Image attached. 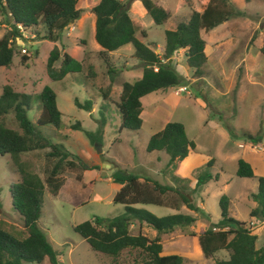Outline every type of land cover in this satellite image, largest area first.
<instances>
[{
	"label": "rangeland",
	"instance_id": "1",
	"mask_svg": "<svg viewBox=\"0 0 264 264\" xmlns=\"http://www.w3.org/2000/svg\"><path fill=\"white\" fill-rule=\"evenodd\" d=\"M164 1L171 16L179 12L180 15L170 17L161 25L153 24L146 12L141 16L136 12L129 15L145 29V40L153 49L154 43L163 38V29L170 21L176 24L187 18L190 8H203L202 0H184L185 4H180L179 0ZM229 2L240 13L226 19L225 30L215 33L214 29L201 31L206 40L203 73L192 76L183 55L177 50L171 65L182 76L181 82L148 95L152 100H177V105L161 106L156 117L144 116V121L141 120L135 130L119 127L120 114L114 105L121 83L132 81L141 74L142 65L138 59L129 56V50L107 53L104 60L98 51L92 49L96 44L93 35L87 30L81 32L77 22L71 23L72 29L65 26L55 41L42 37L44 27L40 23L35 28L26 29L25 37L13 40L12 62L7 67H0V88L3 84H9L14 90L32 94L26 113L35 124L39 111L38 91L45 84L50 86L60 112L59 126L55 128L51 124H44L38 128L51 142L59 143L63 149L79 156L85 164L97 163L98 167L83 170L75 165L66 168L62 173L64 177L81 175L77 185L74 184L69 190H58L55 195L43 190L37 225L52 249L58 252V264H123L131 259L123 250L113 263L110 256L92 250L85 239L72 229L73 225L94 216L111 217L123 211L122 203L112 201L121 182L112 179L110 172H105L114 169L137 174L140 179L147 177L173 187L183 186V192L194 206L192 211L183 204H178L177 209L151 203H137L134 206L158 216L189 213L195 218L192 229L195 233L217 221L218 198L224 194L228 198L229 214L244 221L247 226L252 223L256 245L264 243V223L258 225L248 215L254 205L249 194L256 190V178L239 177L234 173L237 158H243L250 161L254 174L264 175V56L259 51L264 43V0ZM77 3L79 5L80 0ZM5 29L7 25L0 19V35ZM143 35L140 33V36ZM32 42L36 45V52ZM61 42H66L68 47L71 44L75 46L76 52L73 54L82 67L79 72H68L61 79L50 80L45 70L46 56L54 44L59 49ZM20 43H23L28 55L25 61L20 59ZM90 70L92 74L88 73ZM182 84L186 90L174 97L173 89ZM86 100L91 101L90 109L75 104V101L83 103ZM153 104L157 107L161 105L158 101ZM163 119L182 123L186 136L194 142V149L207 158H213L207 171L212 175L217 174L216 178L195 186L196 174L206 170V161L195 168L191 176L181 177L174 173V169L182 159L172 164L163 150H146L148 136L157 127L156 121ZM76 121L78 126L72 127ZM86 132L96 136L97 142H90ZM245 133L256 134L259 140L247 138ZM245 143V146L251 144V149L246 148ZM45 151L36 149L20 154L22 162L40 177L44 176V168L52 162V159L45 157ZM101 165L102 169L99 170ZM16 178L17 173L9 155L0 154V227L21 237L25 235L22 219L11 205L8 190L9 183ZM89 180L90 184L87 183ZM175 227L176 236L164 240V244L174 247L175 253L183 256L182 264H210L211 259L204 258L194 238L188 236L189 226ZM214 256L225 257L226 252L218 250ZM20 264L51 263L44 257L40 262L20 261Z\"/></svg>",
	"mask_w": 264,
	"mask_h": 264
},
{
	"label": "trees",
	"instance_id": "2",
	"mask_svg": "<svg viewBox=\"0 0 264 264\" xmlns=\"http://www.w3.org/2000/svg\"><path fill=\"white\" fill-rule=\"evenodd\" d=\"M77 1L0 0V19L7 25L0 35V67H7L12 62L15 48L12 46L13 38L20 35L17 24L26 30L40 23L44 27L42 37L55 41L59 32L79 17L81 9ZM130 1L98 0L89 9L94 15L93 38L100 46L98 54L105 60L108 52L127 49L142 65L139 77L121 83L117 100L114 101L120 114L119 127L135 130L141 123L140 97L157 89L178 85L182 80L171 65V54L181 49L192 76H200L206 61L200 30L207 31L240 11L232 7L229 0H207L200 11L190 8L187 18L179 20L172 29H163L162 48L155 52L148 42L135 35L134 24L127 13ZM140 3L155 25H161L169 16V12L155 0H140ZM140 33L144 34L143 31ZM36 50L35 47L34 52ZM259 51L264 56V43ZM27 58L28 55L21 52L20 59L25 61ZM81 67L80 61L65 51L60 52L56 45L47 53L45 70L50 80L61 79L68 72H79ZM88 73L92 74L93 71ZM31 96V93L14 90L9 84H3L0 88V154L9 155L17 173V178L9 183L8 190L11 205L21 217L25 230L24 236L17 237L0 227V264L40 262L44 257L51 264H58V252L52 249L37 225L43 190L46 189L51 195L57 194L64 180L72 177L62 175L66 168L75 165L81 169L97 168V164H85L79 156L63 149L59 143L51 142L38 128L44 124H51L55 128L59 126L60 112L51 87L45 84L38 91L39 111L35 124L26 113ZM75 104L86 109L91 107L90 100L83 103L75 101ZM78 124L76 121L72 127ZM245 135L259 140L256 134ZM86 136L90 142H97V137L92 133L86 132ZM145 148L148 151L163 150L168 155V162L175 164L194 149V142L186 136L182 123L167 121L148 136ZM36 149H45V157L52 159L51 164L44 168L43 177L20 159L21 153ZM212 159L207 158L204 163L206 170L196 174L195 186L217 177V174L212 175L207 171ZM234 173L239 177L255 176L256 190L249 194L254 205L248 215L258 225L264 223V176L254 174L249 162L243 158H237ZM109 176L121 182L112 201L122 203L123 211L111 217L94 216L73 225L72 229L85 239L92 250L110 256L113 263L125 250L131 259L123 264H182L183 256L180 254L161 253L159 234L170 231L176 225L192 224L195 218L182 212L158 216L134 204H162L172 208L183 204L193 209L189 197L183 192L184 187H173L147 177L140 179L139 175L120 169L112 170ZM74 177L79 180L81 175L75 174ZM218 207L217 221L196 235L202 256L210 258V264H264V243L256 245L252 223L247 226L244 221L229 214L228 198L224 194L218 198ZM132 221L154 229L156 234L149 237L140 231L131 232L129 224ZM218 250H224L226 256H214Z\"/></svg>",
	"mask_w": 264,
	"mask_h": 264
},
{
	"label": "crops",
	"instance_id": "3",
	"mask_svg": "<svg viewBox=\"0 0 264 264\" xmlns=\"http://www.w3.org/2000/svg\"><path fill=\"white\" fill-rule=\"evenodd\" d=\"M97 1L98 0H80V4L78 5V3H77V5H78V7H80L81 11H80L79 17L76 20H74L73 22H77V26L81 29V32L83 30H87V31H89L93 35V30H94V15H93L92 12H90V9L89 8H90V6H92L93 4H95ZM155 1H156L157 4L161 5L164 9H166L169 12V16H168L167 19H169L170 17H177V16L180 15V12H179L178 14H174V15L171 16L170 10L168 9V7H166V5H165L166 3H165L164 0H155ZM206 1L207 0L200 1V3L202 4V6L205 5ZM178 2L180 4H183V3L185 4V1L184 0H179ZM191 2L194 4L193 1H191ZM193 8L196 9V10H198V11H200L202 9V7L200 9H197L195 7H193ZM130 12H136L140 16L143 14V12H145V9L143 8L142 4L140 3V0H131L130 1L129 5H128V8H127V13H129L128 15H130ZM129 17L133 21V24H134V27H135V35H136V37H138L140 40L143 39L142 41H144L145 38L147 37V34L145 32V29H143L141 27V25L138 24L137 21L134 18H132L131 16H129ZM73 22H71V23H73ZM71 23H68L67 24V26L69 27V29H72L73 28V26L71 25ZM226 23H227V20H224V21L220 22L219 24L215 25L214 27H212V28H210L208 30L214 29L213 30L214 33L217 32V31L225 30ZM174 25H175V22L173 24H171V21H170L167 24V27L165 29H172V28H174ZM215 28H217V29H215ZM141 31L144 32V35L143 36H140V32ZM201 31L202 30H200V35H201ZM223 35H224V33H223ZM201 37L204 39V37L202 35H201ZM144 42H148V41L145 40ZM31 44H32V47L33 46L36 47V45H35L34 42H32ZM64 44H65V47H64ZM162 44H163V38L161 39L160 42L154 43V46H155V49L154 50H155V52H159L160 51V49L162 48ZM54 45H56V44H54ZM71 45H69V47H68V45H66V42L65 43H62L61 42L59 44V49H60L61 52L65 51L70 56H72L73 58L76 59L75 55L73 54L74 52H76V48H75V46H73V45L71 46ZM205 45H206V40L204 39V52H205ZM92 49L97 52L100 49V46L96 43V44L93 45ZM178 51H180V53L182 54V50L181 49H178ZM115 52H120V51H111V52H108V54L115 53ZM176 54L177 53H175V52H173L171 54L172 61H174V59L176 57ZM129 56L132 57L131 54ZM122 65L124 67L125 66V62ZM175 89L176 88H174L172 92H174ZM158 90H160V89H158ZM172 94L174 95V97H176L175 95L179 94V92H177V93L174 92ZM148 95H149V93H147V94H145V95H143V96L140 97L141 109H140L139 115H140V118H141L142 122L144 121V116L156 117L157 116V114H156L157 113V110L161 106L167 105L169 107H174V106L177 105L176 104L177 103V100H168V99L163 98L164 96L162 97L163 99L152 100L151 98H149ZM156 101H158L161 105L158 106V107L156 105H154L153 103L156 102ZM144 104H146V105L144 106ZM167 121H168V119H165V120L163 119V120H157L156 121V122H158L157 124H156V122H153V124H156L157 127H156L155 130L151 131L150 134L152 132H154V131L159 130ZM243 145L245 146L246 143L243 144ZM251 146H252L251 144L250 145L248 144L245 147L248 148V149H251ZM194 148H195V146H194ZM254 150H256V149H254ZM259 150H261V149H259ZM256 151H258V150H256ZM206 160H207V156L206 155H204V154H202L200 152H197L195 149L189 150L187 152L186 156H184L182 158V160H180L178 162L176 168L174 169V173L178 174L181 177L191 176L192 171L195 168H197L200 165H202ZM245 160L248 161L249 164L251 165V163H250V161L248 159H245ZM94 164H97V163H94ZM100 167L101 168L99 170L102 169V165ZM66 179H68V178H66ZM66 179L64 180L63 184L61 185V187L59 189L60 191L69 190L70 188H72L74 186V184L77 185L78 182H79L77 179L72 178V177H71V179H68V181H66ZM72 180L74 182H72ZM174 209H177V208L174 207ZM188 210L189 211H192L191 209H188ZM188 226L190 228V232H189L188 236L189 237H193L194 240H195V242H196V244H198L197 243V236H196L198 232L195 233L192 230L193 229V223L192 224H189ZM129 228H130V231L131 232L140 231L143 234H146L145 232H150L151 233V231H153L150 235L146 234L149 237H153L156 234V232H155L154 229L149 228V227H147L144 224H139L137 221H132L129 224ZM132 229H135V230L132 231ZM176 234H177V231H176V227L175 226L170 231L162 232V233L159 234V241L161 243V253L162 254H168V253H175L176 252V249L174 247L164 244V240L174 238L176 236ZM191 244L193 245V241L191 242Z\"/></svg>",
	"mask_w": 264,
	"mask_h": 264
},
{
	"label": "built area",
	"instance_id": "4",
	"mask_svg": "<svg viewBox=\"0 0 264 264\" xmlns=\"http://www.w3.org/2000/svg\"><path fill=\"white\" fill-rule=\"evenodd\" d=\"M17 26V28H18V30H19V32H20V35L19 36H15L14 38H13V40H15V39H17V38H21V36H26V32H25V30H23L21 27H20V24H17L16 25ZM20 42V41H19ZM19 50H20V52H25V47H24V45H23V43H20L19 44ZM155 69V68H154ZM186 90V86H184V85H182V86H178L175 90H174V92L175 93H177V92H181V91H185ZM258 148H260L259 146H258Z\"/></svg>",
	"mask_w": 264,
	"mask_h": 264
},
{
	"label": "water",
	"instance_id": "5",
	"mask_svg": "<svg viewBox=\"0 0 264 264\" xmlns=\"http://www.w3.org/2000/svg\"><path fill=\"white\" fill-rule=\"evenodd\" d=\"M33 48H35V46H33ZM103 165H105L106 167H108V164H105V163H104ZM105 172H108V173H109V172H111V171L108 170V171H105ZM102 174H104V172H102Z\"/></svg>",
	"mask_w": 264,
	"mask_h": 264
},
{
	"label": "clouds",
	"instance_id": "6",
	"mask_svg": "<svg viewBox=\"0 0 264 264\" xmlns=\"http://www.w3.org/2000/svg\"><path fill=\"white\" fill-rule=\"evenodd\" d=\"M180 86H182V85H180ZM185 86V85H184ZM177 88V87H176Z\"/></svg>",
	"mask_w": 264,
	"mask_h": 264
}]
</instances>
